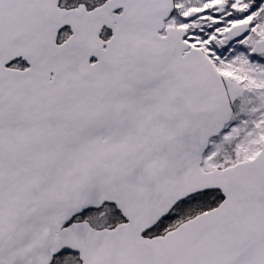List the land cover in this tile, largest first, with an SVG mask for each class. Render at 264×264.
Returning a JSON list of instances; mask_svg holds the SVG:
<instances>
[{
	"label": "snow or ice",
	"instance_id": "snow-or-ice-1",
	"mask_svg": "<svg viewBox=\"0 0 264 264\" xmlns=\"http://www.w3.org/2000/svg\"><path fill=\"white\" fill-rule=\"evenodd\" d=\"M0 264H264V0H0Z\"/></svg>",
	"mask_w": 264,
	"mask_h": 264
}]
</instances>
